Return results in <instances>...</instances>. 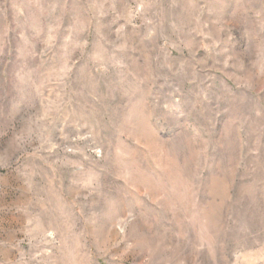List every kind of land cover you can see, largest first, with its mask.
Listing matches in <instances>:
<instances>
[{
  "label": "rangeland",
  "instance_id": "374dc122",
  "mask_svg": "<svg viewBox=\"0 0 264 264\" xmlns=\"http://www.w3.org/2000/svg\"><path fill=\"white\" fill-rule=\"evenodd\" d=\"M0 264H264V0H0Z\"/></svg>",
  "mask_w": 264,
  "mask_h": 264
}]
</instances>
